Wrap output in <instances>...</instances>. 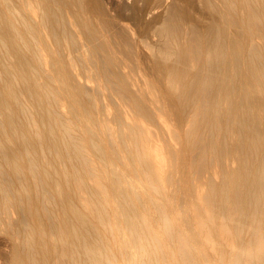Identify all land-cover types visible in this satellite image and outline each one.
I'll list each match as a JSON object with an SVG mask.
<instances>
[{
  "label": "bare ground",
  "instance_id": "bare-ground-1",
  "mask_svg": "<svg viewBox=\"0 0 264 264\" xmlns=\"http://www.w3.org/2000/svg\"><path fill=\"white\" fill-rule=\"evenodd\" d=\"M0 264H264V0H0Z\"/></svg>",
  "mask_w": 264,
  "mask_h": 264
}]
</instances>
